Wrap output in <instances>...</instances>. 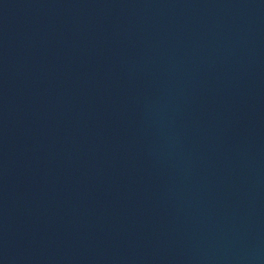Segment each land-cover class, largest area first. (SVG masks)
<instances>
[{"label": "water", "instance_id": "obj_1", "mask_svg": "<svg viewBox=\"0 0 264 264\" xmlns=\"http://www.w3.org/2000/svg\"><path fill=\"white\" fill-rule=\"evenodd\" d=\"M0 264H264V0H0Z\"/></svg>", "mask_w": 264, "mask_h": 264}]
</instances>
